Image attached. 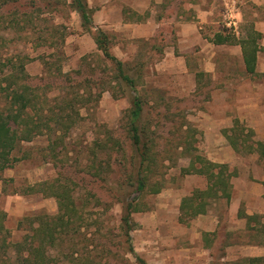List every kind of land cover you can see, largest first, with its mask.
I'll return each instance as SVG.
<instances>
[{"label":"rangeland","instance_id":"1","mask_svg":"<svg viewBox=\"0 0 264 264\" xmlns=\"http://www.w3.org/2000/svg\"><path fill=\"white\" fill-rule=\"evenodd\" d=\"M68 2L0 0V109L6 103L3 87H15L25 95V87L30 85V97L36 96L42 108L39 115L32 112L34 118L41 116L53 127L30 141H21L12 153L17 160L0 175V220L9 231L0 229V263L30 264L28 255L32 257L33 246L46 241V236L35 230L41 224L37 217L48 214L52 218L57 213L56 199L45 195L48 183L57 181L73 189L87 226L73 235V247H68L70 241L66 239L60 244L45 243L42 258L46 264H79L88 253L95 264H136L125 253L127 244L120 224L123 206L130 201L140 208L130 216L134 225L132 244L148 248L142 252L145 260L149 258L147 264H186V252L176 251L186 247V224L177 228L175 215L176 196L186 192V175L179 171L186 166V156L181 154L186 131L191 132L194 147L204 154L210 138L201 130L203 124L213 127L216 121L225 127L239 118L250 127L260 118L238 117L236 105L245 101L237 102L236 92L229 88L223 91L226 96L219 97V91L209 81H205L206 88L187 98L185 92L172 91L170 85L186 83V77L155 70L164 46L157 38L155 42H126L121 35L99 28L111 38V53L119 54L118 59L125 62V74L133 78L139 90L143 109L138 124L154 153V170L147 175L163 186L158 193L150 192L155 189L152 186L138 195L130 186L138 166L127 123L131 91L118 77L113 63L96 48L88 49L84 40L79 41L74 19L80 16ZM220 2H215V20L224 19ZM131 12L123 10L131 20L140 17ZM251 79L261 81L253 76ZM259 93L264 104V93ZM204 110L211 114L210 122L199 114ZM57 119L62 124L55 125ZM95 168L101 173L98 176L93 175ZM224 211L221 203V226L214 235L217 240L212 239V258L205 260L208 264H221L219 258L226 253L230 263L247 264L230 245L241 239L264 246V230L255 231L250 237L243 231L228 230L231 222L225 219ZM27 215L29 222L23 218ZM260 217L257 220L261 222ZM26 234L30 235V248L24 241ZM201 262L198 260L197 264Z\"/></svg>","mask_w":264,"mask_h":264},{"label":"crops","instance_id":"2","mask_svg":"<svg viewBox=\"0 0 264 264\" xmlns=\"http://www.w3.org/2000/svg\"><path fill=\"white\" fill-rule=\"evenodd\" d=\"M218 1H221L219 8L224 16L221 20L214 19L217 15L215 2ZM86 3L92 9L93 30L108 29L121 35L126 42L135 39L155 41L154 38H157L163 43L160 58L154 64L155 70L173 77H186V83L170 85L172 91L185 92L187 98L206 88L205 81L212 83L222 98L226 96L223 91L228 88L234 90L236 101H245L236 105V115L259 117L260 120L256 124H250L248 128L254 131L253 140H264V104L258 96L260 91L264 93V81L261 79L260 82H253L246 71L242 48L235 41L247 38L252 30L262 35L257 41L260 49L256 53L255 71L264 74V0H86ZM123 10L127 14L132 11L131 13L141 18L131 20L123 14ZM74 20L77 35L81 37L79 41L84 40L88 49L96 48L91 34L82 28L80 18ZM219 33H230L235 42L214 43V38ZM114 55L120 58L118 53L115 52ZM240 108L242 111L238 110ZM199 114L208 117L204 121L210 122L211 114L207 110L200 111ZM233 120L225 127L217 125L216 121L213 127L203 124L201 130L210 138V142L204 154L196 151L214 163L227 166L226 172L231 173L230 197L208 198L209 204L203 211L200 210L192 219L181 222L179 218L182 198L190 196L195 189L205 190L208 185L205 175L183 174L186 175V192L176 196L175 215L177 228L181 229V224H186V247L176 251L186 252V264H197L198 260H202V264H208L205 259L211 260V247L215 242L212 239L217 240L214 235L219 233L221 226L218 213L221 203L224 204L225 219L231 222L228 230L243 231L248 233V237L255 231L264 230V156L257 152L238 153L233 149L224 136V130L232 126ZM189 162L190 158L186 157V167ZM247 216L255 218L248 219ZM259 217L262 218L261 222L257 220ZM259 222L262 225L256 224ZM208 238L214 242L211 243ZM240 241L231 244L230 248L237 250L240 256L238 258L244 257L247 264H250V257L264 255L261 242ZM134 249L142 258L145 257L142 252L148 251L146 246ZM227 255H221V264H232L227 260Z\"/></svg>","mask_w":264,"mask_h":264},{"label":"trees","instance_id":"3","mask_svg":"<svg viewBox=\"0 0 264 264\" xmlns=\"http://www.w3.org/2000/svg\"><path fill=\"white\" fill-rule=\"evenodd\" d=\"M68 4L73 10L78 12L81 20V26L86 32L91 34L96 45V49L101 52L103 57L114 64L118 72V77L121 81L126 83L131 91L132 99L131 106L128 111L127 123L131 146L135 149L138 157V166L135 169V174L131 176L133 182L130 183V186L134 187V191L137 192L138 195H142L147 188L149 190V187L152 186H154L155 189H150V192L158 193L163 186L161 184L159 185V181L157 180H149L150 177L147 175L154 170V153L150 150V147L147 146V139H143L141 129L138 124L143 109L142 98L139 90L135 86L133 78L130 75L125 74V62L118 59L111 53V38L109 35L99 28L93 30L94 25L91 17L92 9L87 6L86 0H69ZM140 18L141 17H138L134 20H139ZM261 36L262 35L260 33L252 30L249 31L247 38L235 41H237L242 48L246 71L251 76L261 78L264 81V74L257 73L255 71L256 53L260 49L257 41ZM231 37L230 33L225 35L219 33L216 35V38H214V43L230 44L235 42L231 39ZM152 48H155V45H152ZM20 69L21 72H23V63L20 65ZM10 77H12V75H10L9 78ZM11 82H13V80H11ZM25 88V95L18 92L15 87L9 86L2 88V91L6 93V103L4 107L0 109V175L4 169L11 167L14 161L17 160V158L12 156V153L21 141H30L33 137L42 134L45 130H53V127L46 119H43L41 116L38 119L34 118L32 112H36L38 114L42 108L40 109L38 106L37 101L39 100L36 96L34 99L30 97V90L33 91V89H30V85H27ZM22 90L23 88L19 91ZM56 124L60 125L62 122L57 119L55 120V125ZM186 128L189 129L188 126ZM59 129H61V127H59ZM186 133V145L184 147L179 145L178 147H182V156L185 155L186 157H189L190 162L187 167H180V171L182 174L197 173L205 175L208 185L205 190L195 189L190 196L182 198L180 204L181 215L179 218L181 222H186V220H190L196 216L200 210L203 211L204 207L209 204L208 198L230 197L229 178L231 173L226 172L227 166L225 164L214 163L196 153L197 148L194 147L192 143L191 139L193 137L191 136V132L186 131ZM224 136L236 152H257L260 156H264V140H253L254 131L242 124L238 118H234L232 126L224 130ZM167 159L170 160L169 158ZM144 169L146 171L145 173H143ZM95 171L97 172L93 175L98 176V168H95ZM47 188L48 191H46L45 195L53 196L56 199L57 213L53 215L52 218L48 214L42 217H37L39 218L41 224L38 223V227H36L35 230L36 232L39 231L46 236V241L43 244H37L35 247L33 246L32 252L30 251L32 253V257L30 258V254L28 255L30 264H46L42 258L43 252H45L46 248V246H44L45 243L54 245L55 242L58 241L60 244L63 239H66L67 241H70L68 247L75 246L76 243H71L73 235L82 232L81 229L84 226H87V224L85 225L83 217V209L78 206L73 195V189L68 184L64 185L58 183L57 181H53L48 183ZM139 210L140 208L137 207L136 204L134 205L133 201L125 203L123 206L124 214L121 217L120 224L127 244L125 253L131 255L136 264H146L144 258H142L135 251L131 238V230L134 225L131 223L130 216L132 212ZM27 217L28 215L23 218L27 219L29 222L31 219ZM45 217L46 220L44 219ZM247 218L249 219L255 217L247 216ZM22 220L19 221V226H21ZM0 229H4L6 232H9L8 229L4 228L1 220ZM83 234H85V232H83ZM24 241L30 248V235L26 234ZM90 256V253H88L87 257L80 259L79 264H95ZM28 259L24 258L23 260L28 261ZM248 261L250 264H264V255L250 257Z\"/></svg>","mask_w":264,"mask_h":264}]
</instances>
